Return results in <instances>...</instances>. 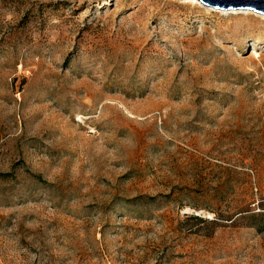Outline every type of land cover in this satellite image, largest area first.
Masks as SVG:
<instances>
[{
	"label": "rangeland",
	"instance_id": "1",
	"mask_svg": "<svg viewBox=\"0 0 264 264\" xmlns=\"http://www.w3.org/2000/svg\"><path fill=\"white\" fill-rule=\"evenodd\" d=\"M0 264H264V15L0 0Z\"/></svg>",
	"mask_w": 264,
	"mask_h": 264
},
{
	"label": "water",
	"instance_id": "2",
	"mask_svg": "<svg viewBox=\"0 0 264 264\" xmlns=\"http://www.w3.org/2000/svg\"><path fill=\"white\" fill-rule=\"evenodd\" d=\"M205 5L224 10H253L264 15V0H199Z\"/></svg>",
	"mask_w": 264,
	"mask_h": 264
}]
</instances>
